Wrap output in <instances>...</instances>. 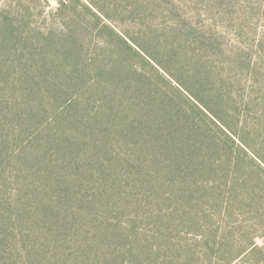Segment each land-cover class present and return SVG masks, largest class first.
<instances>
[{
    "label": "trees",
    "instance_id": "16d2710c",
    "mask_svg": "<svg viewBox=\"0 0 264 264\" xmlns=\"http://www.w3.org/2000/svg\"><path fill=\"white\" fill-rule=\"evenodd\" d=\"M87 1L0 5V264H264V0Z\"/></svg>",
    "mask_w": 264,
    "mask_h": 264
},
{
    "label": "rangeland",
    "instance_id": "374dc122",
    "mask_svg": "<svg viewBox=\"0 0 264 264\" xmlns=\"http://www.w3.org/2000/svg\"><path fill=\"white\" fill-rule=\"evenodd\" d=\"M58 0H0V5H11L13 6V8H17L20 10V12L22 13L23 16L25 17H29L30 14L28 13V7H36V11H37V5H39L38 2H42L44 5H46V16L48 17V19H53L54 15L52 13H56V9L59 7V4L57 2ZM86 3H88L87 0H84ZM122 2L123 4H129L131 2V0H118V2ZM57 15V14H56ZM115 18L118 20V22H113L114 26H116V28L120 29V30H129L130 27H125L124 25H122L121 22V16L118 14H115ZM43 19L42 18H37L36 16H33V23L34 22H42Z\"/></svg>",
    "mask_w": 264,
    "mask_h": 264
}]
</instances>
